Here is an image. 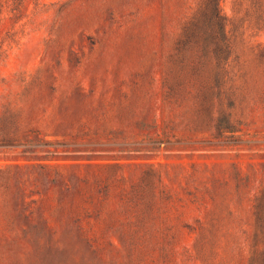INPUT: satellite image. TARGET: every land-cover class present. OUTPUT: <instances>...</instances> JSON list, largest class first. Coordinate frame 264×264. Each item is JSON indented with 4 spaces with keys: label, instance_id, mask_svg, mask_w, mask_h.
Returning <instances> with one entry per match:
<instances>
[{
    "label": "rangeland",
    "instance_id": "rangeland-1",
    "mask_svg": "<svg viewBox=\"0 0 264 264\" xmlns=\"http://www.w3.org/2000/svg\"><path fill=\"white\" fill-rule=\"evenodd\" d=\"M207 1L0 0V264L264 257V0H220L226 74Z\"/></svg>",
    "mask_w": 264,
    "mask_h": 264
},
{
    "label": "trees",
    "instance_id": "trees-1",
    "mask_svg": "<svg viewBox=\"0 0 264 264\" xmlns=\"http://www.w3.org/2000/svg\"><path fill=\"white\" fill-rule=\"evenodd\" d=\"M219 2H220V0H208L206 2V5H207L206 6V12H204L201 15V17H202V21H203V23H202L203 26H205V24H206L207 28L214 29L216 31V33L220 35L219 40L221 41L223 47H220V45L217 43L213 47L212 52L214 54L220 56V58L223 60V62H221V63H216L217 70L226 74V72H227L226 66H228L227 60H228V57L230 54V48H229V45L227 44V39L225 38V30H224L225 24L223 22L224 18L220 14ZM192 24L194 25V22H190L189 26H191ZM202 24L200 23L199 27H201ZM189 26L187 28L185 27L184 30L189 29ZM195 26H196V24H195ZM186 72H188V71H186ZM168 89L171 90V87L168 86ZM215 129L217 130L216 135L218 137H220L219 139L221 141H226V140L234 141V139H235L234 132L236 131V129L230 123V120L227 117L223 116V117L217 118V123L215 125ZM225 132H228L229 134H224ZM165 138L166 137H164V139ZM164 139H158V140L162 141ZM227 143H230V142L227 141ZM233 143H236V142H233ZM255 201L256 202L254 204V214L256 215L257 220L259 222H261L263 214H264V188L262 189L260 195L258 197H256ZM263 262H264V257H262V258L259 257V262L257 264H264Z\"/></svg>",
    "mask_w": 264,
    "mask_h": 264
}]
</instances>
